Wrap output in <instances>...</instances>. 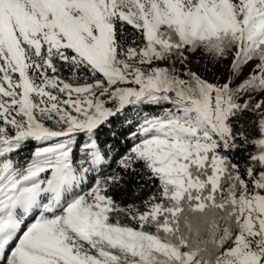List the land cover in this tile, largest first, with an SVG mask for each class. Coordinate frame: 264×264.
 I'll use <instances>...</instances> for the list:
<instances>
[{
  "label": "snow or ice",
  "instance_id": "1",
  "mask_svg": "<svg viewBox=\"0 0 264 264\" xmlns=\"http://www.w3.org/2000/svg\"><path fill=\"white\" fill-rule=\"evenodd\" d=\"M0 264H264V0H0Z\"/></svg>",
  "mask_w": 264,
  "mask_h": 264
}]
</instances>
